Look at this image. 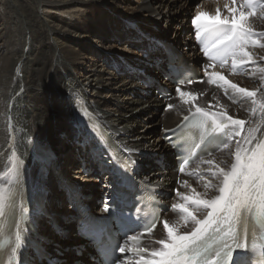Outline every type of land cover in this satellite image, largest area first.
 <instances>
[{
  "label": "bare ground",
  "instance_id": "bare-ground-1",
  "mask_svg": "<svg viewBox=\"0 0 264 264\" xmlns=\"http://www.w3.org/2000/svg\"><path fill=\"white\" fill-rule=\"evenodd\" d=\"M226 2L229 7L243 4V0H236L235 6L231 0H0V174L17 153L28 163L30 176L35 177L34 150L53 151L51 169L43 178L45 215L37 222L46 251L50 249L55 257L62 258L63 248L82 242L75 236V222L70 220L67 208L59 205L65 201V194L57 180L75 176V171H80V158L82 167L90 170L83 173L82 192L89 195L84 202L95 205L105 183L103 174H92L96 169L86 151L72 140L75 126L87 118L95 119L129 150L142 164L138 177L166 192L163 201L171 205L185 203L178 193L192 197V189L201 198L211 199L222 179L217 166L229 169L237 141L250 147L245 137L251 135L253 143L263 138L264 116L260 110L264 105V72L259 69L264 68V37H255L257 44L249 41L245 46L250 65L238 75L232 73L231 57L223 66H213L194 45L197 27L192 19L197 12L207 13L200 17L201 24L219 21L229 16ZM217 8L220 16L215 15ZM255 13L247 17L245 25L252 32H264V10ZM236 19H240L238 13ZM155 36L174 47L179 61L196 63L203 72L200 80L181 87L172 88L170 81L159 79L173 90L167 101L153 91L158 82L151 84L153 88L147 87L141 83V76L124 70L121 60L130 58L142 71L159 74L164 63L144 65L136 49H130L144 46ZM121 40L124 44L118 50L115 47ZM97 43L104 45L98 48ZM114 66L124 72L123 76L117 75ZM212 73L222 75L224 80ZM215 80L219 82L215 84ZM225 80L255 92V97L236 91ZM198 108L231 125L233 137L225 143L227 147L194 163L189 168L192 175L184 177L172 170L173 156L161 140V129L171 128L183 115ZM229 116L244 121V125H233ZM160 155L164 156L163 166L157 164ZM208 160L213 164L206 163ZM71 169L74 173L69 175ZM203 208L192 205L189 211L200 219ZM183 215L179 210L175 215L167 212L161 216L154 232L140 245L147 250L142 258L161 248L156 241L167 239L165 221L174 229L173 235L194 226ZM79 253L81 256L74 260V251V261L68 264L92 262L91 246Z\"/></svg>",
  "mask_w": 264,
  "mask_h": 264
},
{
  "label": "snow or ice",
  "instance_id": "snow-or-ice-1",
  "mask_svg": "<svg viewBox=\"0 0 264 264\" xmlns=\"http://www.w3.org/2000/svg\"><path fill=\"white\" fill-rule=\"evenodd\" d=\"M231 4L235 6L236 0H231ZM224 7L229 12V16H225L219 21L214 20L212 23L201 24L200 17L207 13L197 12L192 19V24L197 27V40H201L204 33L212 35V40L204 48V55L208 57L209 61L219 59L223 66V62L231 57L232 67L236 69L238 63L240 65L248 63L249 54L244 49L249 41L254 45L258 43L256 39L252 38L258 34L253 33L251 28L245 25V20L248 16L255 15L257 8L264 10V3H261L260 0H243V4L239 7H229L227 2ZM237 13L240 18L238 21ZM215 15H221L219 8ZM259 70L264 72V68ZM211 75H216L219 79L224 80V77L218 73ZM189 82L191 81L189 80ZM225 83L248 97L256 95L255 92L240 88L230 81L225 80ZM177 92H180L179 88ZM180 94L184 95L182 92ZM253 102L255 103V101ZM200 111L198 108L197 112ZM227 119L237 126H243L245 123L241 120H234L230 116ZM93 131H97V129L94 127ZM236 135L239 136L240 133L237 132ZM217 139L219 140V137ZM219 142L223 143L222 140ZM244 142L251 146L244 147L240 141H237L234 153L235 162L229 170L217 166L219 176L222 177L217 196L212 199H203L199 193L195 192V189H192L194 194L192 197L178 193L185 203L173 204L172 208L179 209L184 214L183 219L191 220L195 227L189 233L183 235L177 233L174 236V229L165 221L163 226L167 232V239L156 241L161 245V248L150 253L152 257L159 256L160 259L149 261L147 264H254L257 248H259L260 256L264 257V243H257L258 240L264 241V140L253 143V138L249 135L245 137ZM224 146L227 147V144ZM195 147L199 149L201 145L196 144ZM187 162L185 161V163ZM206 163L211 165L213 161L208 160ZM181 171H183V166ZM185 183L187 184V182ZM205 186L207 188L210 185ZM16 196L15 186L11 189L0 187V217L6 216L10 209L16 207ZM192 205L203 206L210 210L207 211L203 219H197L189 211V207ZM110 209L111 205H105L104 211L108 212ZM24 211L27 209L25 208ZM250 218L254 219L261 229L259 237L253 232L251 245L248 243ZM16 224L19 229V221ZM154 227L153 224L145 231L151 232ZM2 228L3 225H0V229ZM21 239L18 231L16 248L13 249L14 255L21 247ZM135 239V237H129L130 241H135ZM115 250L121 254L126 251L125 247L119 245ZM127 251L131 252L133 249L128 248ZM137 251L141 253L146 250L139 249ZM118 262L119 257L111 256L109 258V264H118ZM19 264H24L22 253Z\"/></svg>",
  "mask_w": 264,
  "mask_h": 264
},
{
  "label": "rangeland",
  "instance_id": "rangeland-1",
  "mask_svg": "<svg viewBox=\"0 0 264 264\" xmlns=\"http://www.w3.org/2000/svg\"><path fill=\"white\" fill-rule=\"evenodd\" d=\"M126 4V3H125ZM124 4V6H127V5H125ZM123 5V4H122ZM128 7V6H127ZM124 40H121V41H117V47H115V48H118V50L120 49V47L124 44V42H123ZM108 42H106V44H107ZM95 44V43H94ZM97 45H98V48H101V46H103L104 44H99V43H97ZM103 48V47H102ZM113 49H114V47H113ZM131 50H134V49H136V48H130ZM129 49V50H130ZM128 50V51H129ZM129 51V52H132V51ZM136 52H138V50L136 49ZM138 54L140 55V52H138ZM105 68H107V67H105ZM107 69H109V68H107ZM116 71V70H115ZM117 72V71H116ZM118 74H120V76H123V74L124 73H119V72H117V75ZM161 140H162V137H161ZM163 142V141H162ZM55 149L56 150H58V144H57V142H55ZM76 168V167H75ZM77 168H79V167H77ZM76 168V169H77ZM71 172V173H70ZM77 174L75 175V176H73L72 175V177H74V178H77V179H80V180H84V174L81 172V171H75ZM68 173H70L69 175H71V174H73L74 173V170L73 169H71V170H68ZM84 182V181H83ZM96 182V181H95ZM85 183V182H84ZM95 185V184H94ZM52 185L50 184V187H51ZM87 186V185H86ZM94 187H96V185L94 186ZM93 188V187H92ZM99 189V188H98ZM56 205L58 204L57 202L55 203ZM59 205H61V206H64L65 208H68L67 207V204L65 203V201L64 202H62L61 204H59ZM173 215H175V214H173ZM58 223V222H57ZM60 223V225L62 224V222H59ZM67 248V247H66ZM73 248V247H72ZM87 248V247H86ZM67 249H70L68 252H67V254H65V255H63V256H61L62 258H64L65 259V262H71V261H74V260H77L78 258H79V256H81V254L80 253H77L76 255H74V254H72V253H74V251L73 250H71V248H67ZM74 255V260L72 259V256Z\"/></svg>",
  "mask_w": 264,
  "mask_h": 264
},
{
  "label": "water",
  "instance_id": "water-1",
  "mask_svg": "<svg viewBox=\"0 0 264 264\" xmlns=\"http://www.w3.org/2000/svg\"><path fill=\"white\" fill-rule=\"evenodd\" d=\"M74 181H75V183H76L77 185H81V184H82V181H80V180H78V179H75ZM67 214H68V213H67ZM70 214L73 215V216H75L74 213H70ZM82 245H86V242L82 241V242L78 243L77 245H72V246H82Z\"/></svg>",
  "mask_w": 264,
  "mask_h": 264
}]
</instances>
